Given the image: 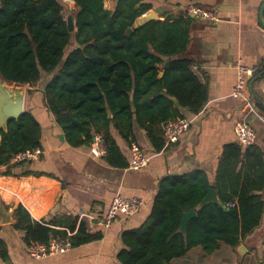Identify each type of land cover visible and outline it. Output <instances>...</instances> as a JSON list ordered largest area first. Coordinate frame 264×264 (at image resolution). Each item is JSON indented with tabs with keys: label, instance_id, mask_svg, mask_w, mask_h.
<instances>
[{
	"label": "trees",
	"instance_id": "obj_1",
	"mask_svg": "<svg viewBox=\"0 0 264 264\" xmlns=\"http://www.w3.org/2000/svg\"><path fill=\"white\" fill-rule=\"evenodd\" d=\"M70 2L75 7L73 32L67 29L60 0H0V77L10 84L31 86L42 73L52 74L42 89L43 99L65 142L73 147L88 145L94 134H101L104 160L113 167H127L112 129L130 144L136 123L159 151L164 146V122L197 114L207 101V82L183 56L190 40V17L156 18L133 28L152 8L149 2L115 0L111 10L102 0ZM71 40L75 47L65 52ZM257 75L264 76V65L253 77ZM40 136V125L30 112L9 120L0 132V166H5L0 175H36L13 174L11 169L21 163H11V158L40 147ZM209 187L226 208L206 203L181 232L183 214L201 201ZM263 189L264 154L259 145L226 144L213 182L200 169L159 179L146 220L121 232L117 261L169 264L197 246L206 254L220 243L235 248L260 223ZM12 216L11 226L23 232L26 247L57 237L75 247L102 237L101 231L90 232L77 215L38 221L19 203ZM0 256L7 257L1 237Z\"/></svg>",
	"mask_w": 264,
	"mask_h": 264
},
{
	"label": "crops",
	"instance_id": "obj_2",
	"mask_svg": "<svg viewBox=\"0 0 264 264\" xmlns=\"http://www.w3.org/2000/svg\"><path fill=\"white\" fill-rule=\"evenodd\" d=\"M102 1L106 9L115 6V0ZM145 1L152 5L150 10L159 19L190 17V40L183 56L191 60L199 73L196 75L207 82L206 103L197 114L188 116L191 125L178 141L164 143L159 151L154 150L144 129L136 123L130 144L112 129L128 161L127 167L118 168L108 165L103 157L92 156L88 145L73 147L65 142L43 99L42 89L52 74L42 73L35 85H18L25 89L24 111L30 112L40 125L42 155L36 161L11 169L13 174L31 171L36 175H0V208L9 210L20 203L38 221L54 215H77L90 232L101 231L102 237L61 254L32 259L27 256L23 232L14 230L12 222L0 223V237L7 247V257L0 256V264H120L117 261L122 247L120 234L146 220L161 177L200 169L213 182L223 147L236 141L234 125L238 120L252 126L255 144L264 154V76H254L252 89L260 101L250 93L253 109L231 94L237 62L255 68L256 72L264 65V27L259 17L264 0ZM188 5L211 11L215 19L186 14ZM262 19L264 22V9ZM132 142L147 157L146 165L138 169L129 166ZM4 170L5 166H0V172ZM115 195L137 197L142 203L132 215L117 214L106 228L102 217ZM262 195L264 198V189ZM240 244L244 246L242 253L223 243L210 254L204 253L200 246L193 247L169 264H264V211L259 225Z\"/></svg>",
	"mask_w": 264,
	"mask_h": 264
},
{
	"label": "built area",
	"instance_id": "obj_3",
	"mask_svg": "<svg viewBox=\"0 0 264 264\" xmlns=\"http://www.w3.org/2000/svg\"><path fill=\"white\" fill-rule=\"evenodd\" d=\"M186 14L197 16L203 19L213 20L214 14L202 7L196 5H188L185 8ZM192 71L199 75L195 67H191ZM235 83L232 88V95L241 99L249 109H253L252 97L248 88L250 78L256 73L255 68L247 67L237 62L235 64ZM192 119L188 116H177L168 119L163 124L162 136L165 144H171L178 141L180 136L190 127ZM235 140L241 146L247 147L255 143V132L252 126L245 120H238L234 125ZM90 154L94 157H104L106 153L104 140L101 134H94L91 142L88 144ZM131 159L129 166L134 169L141 168L146 165L147 157L134 142L130 145ZM42 155L40 147L25 149L14 154L11 163H23L38 160ZM142 201L137 197H123L115 195L102 217V224L108 227L117 214L132 215L137 212ZM71 248V243L66 238H53L47 244L32 243L26 247L27 256L32 259H39L45 256L61 254Z\"/></svg>",
	"mask_w": 264,
	"mask_h": 264
},
{
	"label": "water",
	"instance_id": "obj_4",
	"mask_svg": "<svg viewBox=\"0 0 264 264\" xmlns=\"http://www.w3.org/2000/svg\"><path fill=\"white\" fill-rule=\"evenodd\" d=\"M264 9V1L260 7L259 10V17L260 22L262 26L264 27V22L262 19V13ZM157 15L154 10H149L148 13L144 14L140 18L136 20V22L133 25V28L139 27L143 25L145 22L156 19ZM66 25L69 32L74 31V22L73 17L68 16L66 19ZM132 31V28L127 29V33H130ZM161 75V74H160ZM255 80V77L251 78L248 83V88L253 96L254 99L259 100L253 93L252 89V83ZM17 88L12 89L11 86L5 82L0 77V132L2 130H6L7 122L12 119H18L23 113H24V100H25V89L23 86L16 85ZM174 102H176V99H172ZM260 101V100H259ZM109 113V111H108ZM110 116V113H109ZM61 139H63V135L60 134L59 136ZM214 202L218 205H220L222 208H226V206L220 202L218 199L216 190L213 187H209L206 191V194L203 196L201 201L196 204V206L187 212H185L182 216L181 223H180V231L185 232L186 231V224L187 222L194 216H196V212L204 206L206 203ZM7 222H14V218L12 216V208L9 210H4L0 208V223H7ZM237 251L239 253H242V249L244 250V246L239 244L236 247Z\"/></svg>",
	"mask_w": 264,
	"mask_h": 264
},
{
	"label": "rangeland",
	"instance_id": "obj_5",
	"mask_svg": "<svg viewBox=\"0 0 264 264\" xmlns=\"http://www.w3.org/2000/svg\"><path fill=\"white\" fill-rule=\"evenodd\" d=\"M62 6H63V16L67 19L68 16H73V13L75 11V7L72 2L67 0H60ZM73 47H75V43L73 40H71V44L66 48V51L71 50ZM12 89L17 88L15 85L9 84ZM19 87V86H18Z\"/></svg>",
	"mask_w": 264,
	"mask_h": 264
},
{
	"label": "bare ground",
	"instance_id": "obj_6",
	"mask_svg": "<svg viewBox=\"0 0 264 264\" xmlns=\"http://www.w3.org/2000/svg\"><path fill=\"white\" fill-rule=\"evenodd\" d=\"M252 77H253V76H252ZM252 77H251V78H252Z\"/></svg>",
	"mask_w": 264,
	"mask_h": 264
}]
</instances>
